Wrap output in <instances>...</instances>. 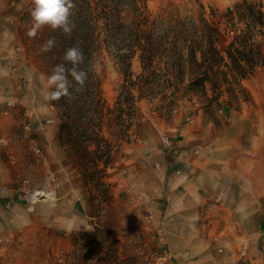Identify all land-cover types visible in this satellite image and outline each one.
<instances>
[{
    "label": "crops",
    "instance_id": "crops-1",
    "mask_svg": "<svg viewBox=\"0 0 264 264\" xmlns=\"http://www.w3.org/2000/svg\"><path fill=\"white\" fill-rule=\"evenodd\" d=\"M225 5L226 21L238 25L240 1ZM31 6L32 0H0V264H36L35 254L27 260L22 237L36 238L39 216L15 203L21 178L56 168L69 185L56 189L60 206L49 219L85 226L90 215L78 173L59 151H45L44 119H54L47 76L28 67L17 38ZM244 87L249 103L241 111L175 128L177 153L168 155L159 219L168 264H264V67Z\"/></svg>",
    "mask_w": 264,
    "mask_h": 264
},
{
    "label": "rangeland",
    "instance_id": "rangeland-1",
    "mask_svg": "<svg viewBox=\"0 0 264 264\" xmlns=\"http://www.w3.org/2000/svg\"><path fill=\"white\" fill-rule=\"evenodd\" d=\"M232 1L234 0H74L76 7L72 10L70 20L73 22L78 17L86 19V29L91 28L90 31L98 30L101 33L106 17H122L124 23L129 25L138 10L142 9L159 19L163 24L159 28L161 32L167 27L169 32L173 28L180 30V23L190 27L189 20L196 21L201 15L217 28L220 51L227 50L239 38L251 35L253 43L260 45L264 53V28L258 24L260 19L264 23V0H239L242 9L239 22L238 25L231 26L226 21V5L222 8V3ZM30 9L18 26L17 38L28 67L48 76L54 67L55 57L52 50L42 52L40 46L49 38H55L57 44L62 31L44 26L35 38L28 37L27 31L31 26ZM103 40L104 36L101 35L99 42L102 43ZM90 62L94 75L101 82L104 99L113 105L123 83L120 64L114 51L102 46ZM132 63V72L135 75L141 74L139 58L136 57ZM226 88L223 87L222 91L226 92ZM227 98L225 95L223 100ZM170 100L176 105L168 106V109H162L159 100L152 103L143 101L139 105L140 127L138 128L136 119H133L129 132L130 143H120L116 150L104 179L109 189L99 184L90 188L86 186L90 215L85 226H76L63 219L59 226L56 218L52 216L49 219L51 208L56 210L60 206L56 189L69 185L66 175L59 174L56 168H52L40 171L35 180L29 178L36 186L49 189L51 196L28 208V212L39 216L36 238L33 235L22 237L28 261L34 259L29 257L35 254L36 264H168V251L159 219L162 218V206L166 199L164 189L168 184V155L177 153L179 138L176 137L175 128L187 121L198 120L200 124H206L213 120L215 113L224 115L235 111L224 106L204 112L198 99L189 103L183 96L174 93H171ZM49 103L54 119L48 115L44 119L45 151H59L85 184L80 174V170L84 168L80 159L58 140L62 113L52 100ZM106 136L109 137V134L106 133ZM53 178L56 179L55 183H52ZM107 190L110 191L108 198L103 193ZM141 251L145 254L142 255ZM148 257L151 258L150 261Z\"/></svg>",
    "mask_w": 264,
    "mask_h": 264
},
{
    "label": "trees",
    "instance_id": "trees-1",
    "mask_svg": "<svg viewBox=\"0 0 264 264\" xmlns=\"http://www.w3.org/2000/svg\"><path fill=\"white\" fill-rule=\"evenodd\" d=\"M105 21L100 33L86 29V19L75 18L71 35L61 32L59 42L52 49L55 66L64 62L67 48L78 44L84 54L80 67L89 70L90 59L106 46L114 51L123 75L113 105L104 99L101 82L92 69L81 91L70 88V98L52 100L62 113L58 140L80 159L84 167L80 174L88 188L94 184L108 188L104 182L107 171L120 143L131 141L132 120L136 119L140 127L138 110L143 101L159 100L161 108L168 109L176 105L170 100L174 93L189 103L198 99L203 110L229 106L240 111L249 103L244 81L264 67L263 50L253 43V36L239 38L222 52L218 48L217 28L201 15L196 21L189 20L190 27L180 23V30L173 28L169 32L168 27L161 32L159 28L163 24L159 19L142 9L129 25L122 17H106ZM258 24L264 28L262 19ZM101 35L103 44L99 42ZM136 57L142 68L139 75L132 72ZM66 66L70 68L71 64ZM223 87H227L226 92L222 91ZM225 95L228 98L223 100ZM103 193L110 197V191Z\"/></svg>",
    "mask_w": 264,
    "mask_h": 264
},
{
    "label": "clouds",
    "instance_id": "clouds-1",
    "mask_svg": "<svg viewBox=\"0 0 264 264\" xmlns=\"http://www.w3.org/2000/svg\"><path fill=\"white\" fill-rule=\"evenodd\" d=\"M32 5L29 13L31 26L27 31L28 37L35 38L44 26H49L53 30L59 29L65 35H71L75 27L70 20L72 10L76 7L74 0H32ZM55 45V38H49L40 46V50L49 52ZM62 59L64 62L55 65L47 76L45 85L49 89L45 97L47 100L70 98L72 92L69 89L81 91L88 79L91 68L85 70L80 67L84 63V54L78 44L67 48ZM66 64H71V67H67Z\"/></svg>",
    "mask_w": 264,
    "mask_h": 264
},
{
    "label": "built area",
    "instance_id": "built-area-1",
    "mask_svg": "<svg viewBox=\"0 0 264 264\" xmlns=\"http://www.w3.org/2000/svg\"><path fill=\"white\" fill-rule=\"evenodd\" d=\"M29 119L28 116H25ZM29 124L24 126L25 130H29ZM56 179H52V183H55ZM47 195H51L50 190L46 188L38 187L29 178H21L16 191H15V203L26 204L27 210L31 205H36L41 201L47 200ZM220 251H223L222 249Z\"/></svg>",
    "mask_w": 264,
    "mask_h": 264
},
{
    "label": "bare ground",
    "instance_id": "bare-ground-1",
    "mask_svg": "<svg viewBox=\"0 0 264 264\" xmlns=\"http://www.w3.org/2000/svg\"><path fill=\"white\" fill-rule=\"evenodd\" d=\"M51 196V195H50ZM50 196L49 195H47V198L49 199L50 198Z\"/></svg>",
    "mask_w": 264,
    "mask_h": 264
}]
</instances>
